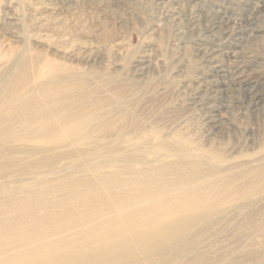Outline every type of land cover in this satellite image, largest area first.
<instances>
[{"label":"rangeland","instance_id":"rangeland-1","mask_svg":"<svg viewBox=\"0 0 264 264\" xmlns=\"http://www.w3.org/2000/svg\"><path fill=\"white\" fill-rule=\"evenodd\" d=\"M162 2L179 21L157 26L158 0H0V203L32 197L22 210L72 211L45 218L61 234L78 229L70 220L98 227L90 211L116 199L175 218L184 204L157 200L155 189L185 179L183 194L202 189L207 206L145 248L93 252L96 264H264V109L249 111L236 77L245 55L264 76V0ZM235 39H244L239 58ZM205 46L223 50L226 76L212 71ZM144 57L156 63L141 70ZM198 79L223 93L211 103L229 105L217 130L192 99ZM200 92L209 96L206 84Z\"/></svg>","mask_w":264,"mask_h":264},{"label":"bare ground","instance_id":"bare-ground-1","mask_svg":"<svg viewBox=\"0 0 264 264\" xmlns=\"http://www.w3.org/2000/svg\"><path fill=\"white\" fill-rule=\"evenodd\" d=\"M158 1H160L159 5L162 6V10L156 15L155 22L157 26L159 22L167 18L173 22L179 21L180 14L178 11L165 5L162 0ZM226 13L225 8L219 11V18L226 19L227 23L232 22L230 18H226ZM195 18V20L192 19L194 23L199 21L197 16ZM220 25L216 22L212 29L222 27ZM179 31V34L182 35L181 28H179ZM232 31H235V28ZM220 33L224 34V31ZM252 36H255V34H250L249 37ZM244 39H235L237 42L235 49L230 50V54L233 57L239 58V50L236 47L242 45ZM177 40L182 41V36L178 37ZM199 51L209 61L212 71H216L217 74L223 76L230 72L221 64L220 53L223 50L218 47L209 48L205 46L200 47ZM248 57L249 55H245L242 60L237 61L236 77L242 83L244 98L248 103L249 111L258 113L264 109V76H257L252 72L254 69L249 66L248 60H246ZM185 58H187L186 55ZM146 63L155 64L156 61L155 59L144 57V60L138 64L141 70L144 69L143 66ZM252 74H254V77ZM205 84L208 97L202 96V92H200ZM193 87L192 99L204 108L203 112L207 116L210 131L224 126L229 120L226 115V109H228L229 105H215L210 102L212 101L211 99L223 96V93L217 89V84L198 79L195 80ZM188 184H190L188 181L182 179L179 183L166 182L163 186L159 184L157 185L158 188L155 189L158 195L157 200L166 198L165 196H172L175 202L184 204L175 218L172 217V211H166L157 218L151 217L154 211H150L143 216L136 212L134 205L126 203L125 200L116 199L108 203H97L94 205L96 209L90 211V216L96 219L98 227L87 226L83 220H70L69 223L75 222L78 229L71 230L66 228L61 234V225L47 227L45 226V218L46 216L59 218L71 215L72 211L45 209L43 215H40L38 211L27 212L22 210L24 206L34 207L36 205V200L32 197L26 198L22 203L24 204L23 206L21 204L9 206L6 203H0V213H6L5 217L0 218V264H96L92 258V253L95 251H106L110 249V244L112 243H115L120 249L145 248L148 239L156 235L158 230L172 228L174 225L180 224L188 213L208 205L206 194L202 189H199L196 198L183 194L185 186ZM144 198L153 201L156 197L145 195ZM164 220V227H160L158 224ZM108 222H113L115 226L110 229L106 228L105 225ZM140 257V253L133 252L134 260H139Z\"/></svg>","mask_w":264,"mask_h":264}]
</instances>
